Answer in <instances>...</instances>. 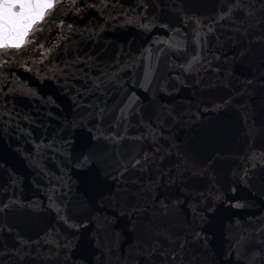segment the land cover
Instances as JSON below:
<instances>
[{
    "label": "water",
    "instance_id": "1",
    "mask_svg": "<svg viewBox=\"0 0 264 264\" xmlns=\"http://www.w3.org/2000/svg\"><path fill=\"white\" fill-rule=\"evenodd\" d=\"M83 3L96 7L81 4L76 14L64 1L55 13L73 32L45 22V46L63 44L51 63L33 61L38 50L28 48L0 76V155L5 179L18 181L0 199L10 203L14 192L19 200L0 213V264H70L68 241L77 258L76 230L53 206L74 213L83 221L78 231L96 238L95 264H249L253 256L264 264V0ZM236 3L244 7L219 18ZM24 60L36 70L15 63ZM116 65L118 85L97 90L93 82ZM54 72L58 78H47ZM129 103L134 114L121 121ZM80 123L101 138L110 173V192L96 203H82L79 170L61 155L75 150L62 137L70 127L85 132ZM218 192L223 200L206 211ZM239 197L245 207L236 209ZM191 227L203 244L190 242Z\"/></svg>",
    "mask_w": 264,
    "mask_h": 264
},
{
    "label": "snow or ice",
    "instance_id": "2",
    "mask_svg": "<svg viewBox=\"0 0 264 264\" xmlns=\"http://www.w3.org/2000/svg\"><path fill=\"white\" fill-rule=\"evenodd\" d=\"M83 8L96 7L95 4H84L83 0H72V11L79 14ZM102 7H109L108 4L101 5ZM64 7V0H0V76L3 72L11 67L14 63L13 57L19 54L21 57L24 55V50L31 48L37 51V57H33V61L37 58L40 63L43 64L45 60L51 63L49 57L55 53L57 50L63 48V44L57 40L49 46H45V41L41 34L45 32L44 24L45 22L55 23L57 31H62L65 28L69 33L75 31L72 24L65 25L64 20L61 18L59 20L55 19V13L58 9ZM141 7H144L141 5ZM244 7L240 3L231 4L225 6L226 11L222 12L220 19L227 18L228 14L232 12L234 8ZM249 10V17H254V9L252 5H247ZM126 23H135V14L124 13ZM146 19V17L144 18ZM195 25L197 26V36L200 35V21L196 20ZM144 30L150 29V23H141L139 25ZM211 29H209L210 31ZM68 39V37H65ZM199 40L196 41L199 44ZM154 43L168 44V41H159ZM195 60V57H194ZM15 63L24 68L25 71H35L36 69L28 63L27 60L15 61ZM128 68L134 67V64L127 66ZM121 71V67L116 65L113 67L111 72L104 73V79H101L99 83L93 82V86L97 89H103L107 87H115L118 85L119 81L122 79L118 73ZM49 79L58 78L57 73L54 72ZM11 87L13 91L18 89L11 84L6 85ZM144 86L143 84L141 85ZM35 95V93H31ZM103 111V110H101ZM134 114V109L131 103L126 104L120 110V119L125 121L130 115ZM80 128L86 129L85 132L79 135H74L72 128L66 130V135L62 137L67 145H71L73 142L76 144L75 150L69 154V148L64 147L61 155L69 157L70 161L74 160V167L79 171L77 173V180L81 185V192L83 194L84 200L82 203H96L98 200H103L105 194L110 192V185L107 182V177L110 175L107 172V163L105 158L104 146L100 141V137L92 134V128L84 123L78 125ZM75 127V126H73ZM95 127V125H93ZM104 139H107L106 137ZM95 141V142H94ZM7 161L2 155H0V194L3 193L5 188H11L18 181L9 173L8 179H5L4 165ZM139 164V161H136ZM252 167H256L255 163ZM247 172L245 173V176ZM243 179V178H241ZM11 181V183H9ZM231 191L235 192L236 189L233 188ZM52 200V197L49 198ZM245 199L244 197L236 198V202L232 203V207L239 209L245 207V204L239 202ZM10 203H5L3 199H0V213L8 214L14 208L19 207V200L15 198L14 192L12 197H8ZM223 196L221 193H217L214 196L209 197V203L206 205V211L215 212L214 203L222 201ZM161 209H167V205L161 204ZM52 210L56 213L59 219L70 229H74L71 235L74 238L79 239V251L78 256L75 260H72L70 249L72 247V241H68L62 245L65 249L63 252L66 261L70 264H95L93 260L94 253L92 251V245L95 242V237H90L88 232H79V226L82 224V220H77V217L71 211L66 212L61 206H53ZM217 216L212 219L215 221ZM4 228L0 227V232H3ZM190 242L204 243L200 231L196 227H191L189 231ZM20 243L25 245L27 241L21 240ZM246 243V241H245ZM255 256L251 257L249 264H254Z\"/></svg>",
    "mask_w": 264,
    "mask_h": 264
},
{
    "label": "flooded vegetation",
    "instance_id": "3",
    "mask_svg": "<svg viewBox=\"0 0 264 264\" xmlns=\"http://www.w3.org/2000/svg\"><path fill=\"white\" fill-rule=\"evenodd\" d=\"M70 0H65V3H68Z\"/></svg>",
    "mask_w": 264,
    "mask_h": 264
}]
</instances>
